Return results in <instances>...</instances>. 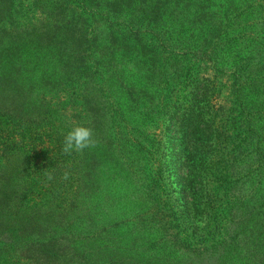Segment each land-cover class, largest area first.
<instances>
[{
    "label": "trees",
    "instance_id": "obj_1",
    "mask_svg": "<svg viewBox=\"0 0 264 264\" xmlns=\"http://www.w3.org/2000/svg\"><path fill=\"white\" fill-rule=\"evenodd\" d=\"M39 1H43L40 7L54 21L50 37L25 32L20 43L11 46L8 32L6 39L5 34L0 36V180L5 179V190L1 193L5 212L1 223L6 228L0 238V256L4 255V262H8L6 244L10 243L16 251L23 244L20 234L15 232L16 225H22V233L43 217L48 220L43 238L26 239L24 243L36 242L49 252V257L53 255L51 247L61 241L65 243L61 245V253L70 250L73 264H167L163 260L148 263L137 258L139 254L131 256L127 252L131 248L142 249L144 242L132 229L139 218L145 220L143 213L150 211V202H155L147 183L151 174L147 156L138 141L145 142L139 131L147 112H153L162 99L165 73L157 61L159 54H163L185 56L194 62L203 60L216 73L233 79L235 88L231 94L237 101L230 111L238 116L237 121L228 118L229 115L224 117L221 106L215 109L211 100L215 90L209 79L190 82L181 96L188 98V105L176 107L174 119L178 124L180 112L186 109L190 120H194L192 125L206 121L205 142L213 140L215 134L229 139V131L234 130L229 126L233 128L234 122L249 125L250 136L245 139L248 138L251 159L237 163L230 155L225 169L227 177H220L217 182L204 181L203 186L210 193L197 202L195 199L199 197L192 196V201L199 214L210 219L204 224L209 235L206 240L218 230L221 222L218 214L227 221L232 211L231 219L236 209L244 211L246 218L243 217L239 231L251 233L256 252L253 259L242 264H264V94L258 95L260 88H255L250 90L251 101L240 97L242 91H249L257 77L252 75L251 64L257 49L251 44L235 48L239 40L232 34L233 14L245 0H35V3ZM87 88L92 96L98 97L97 106L106 112L103 115L106 141L95 140L94 146L87 150L85 162H76L62 151L65 135L58 131L60 121L55 114L59 106L66 104L63 100L46 103L43 94L52 97L61 94L79 102L84 115L78 118L77 126L92 119V110L83 97ZM65 108L61 109V117H67ZM201 114L203 120L198 116ZM188 128L193 129L190 125ZM234 169L237 180L229 174ZM183 181V193L190 192L189 182ZM241 183L247 184L245 192ZM135 186L146 189L147 198L143 202H139L138 196H129ZM232 188L237 190L242 203L230 199ZM125 205L130 210L121 212L119 207ZM43 209L49 211L39 216ZM157 215L170 217L167 209L162 210L163 216ZM57 218H63L62 223L53 224ZM120 228H125L131 238L118 235ZM220 248L219 243L211 250L213 261L208 264H221L217 257ZM18 262L36 264L23 256L12 264Z\"/></svg>",
    "mask_w": 264,
    "mask_h": 264
},
{
    "label": "rangeland",
    "instance_id": "obj_2",
    "mask_svg": "<svg viewBox=\"0 0 264 264\" xmlns=\"http://www.w3.org/2000/svg\"><path fill=\"white\" fill-rule=\"evenodd\" d=\"M42 2L39 1L37 5L35 0H0V36L8 32L12 37L9 45L13 46L20 43V36L25 32L28 34L40 33L42 37H50L54 33V21L44 11L43 7H40ZM233 15L232 34L236 35L239 40L235 48H244L251 44L257 49L252 54L253 60L251 61V64L254 65L252 75L257 74V77H254L249 91H242L240 96L250 100V90L260 88L261 92H257L258 95H261L262 92L264 94V0H245L240 3ZM6 38L7 34L4 35L3 39ZM254 38L255 40H253ZM159 55L157 66L159 69L162 68L165 73L163 95L156 109L153 112H147L146 120L139 131V134L142 133L140 137L145 142L138 141L143 146L147 156V165L151 173L147 177V183L151 185L149 194L154 196L155 202H150L148 205L150 211L143 213L142 219L145 218V220L142 221L139 218L132 229L141 236L144 242L142 249L138 248L136 251L131 248L127 249V252L131 256L139 254L137 258L148 263L152 260L155 262L163 260L167 261V264H208L209 261H213L209 253L220 243L221 248L217 250V255H219L217 257L221 264L227 262L242 264L244 261H250L256 252L253 247L254 238L248 231H239L240 223L244 222L243 217L246 218L244 211L236 209L235 216L231 219L230 217L234 214L232 211L227 221L221 214H218L221 220L218 230L215 233L212 232V238L206 240L205 238H209V235L207 234V226L204 224L208 223L210 219L201 216L199 208L194 205L195 201H192V196L199 197L195 199L197 202L210 193L203 186L204 181L210 179L212 182H217L220 177H227L225 169H227L226 162L230 155L234 157V161L237 163L244 164L251 159L249 157L252 155L249 156L247 151V141L250 136L249 125L242 121H239V125L234 122L233 128L229 126V128L234 129L229 131L231 132L229 139L223 135L220 137L215 134L212 137L213 140L205 142L203 138L207 132L206 121H201L202 124L192 125L194 120H190V114L186 109L180 112L178 124H175L174 119L176 107L188 105V98L181 96L182 92L184 93L185 90L189 89L190 82L209 79L211 80L210 87L215 90L211 98L215 109L221 106L222 115L225 114L224 117L229 115L228 118L231 116L233 121H237L238 116L230 111L237 101H234L237 97L231 94L232 89L235 88L233 79L216 73L210 63L203 60L194 62L188 61L185 56L172 55L166 57L163 54ZM235 62L237 61L235 60ZM43 95L47 97L46 103H58L57 100L65 102L66 108L64 105L59 106L55 114L60 121L58 131L62 133L61 136L66 135L76 126L78 118H82L84 115L79 104H77L79 102L72 98L62 97L61 94L57 97H52L47 93ZM83 97L88 101L92 110L90 113L92 119L87 123L81 122L79 125L90 127L93 130L94 141H106L105 131H107V127L103 117L106 112L101 110L99 105L97 106L99 99L95 95L92 96L90 88H87ZM250 104L247 103L248 106ZM92 106L96 107L92 108ZM62 108H65L67 117L60 116ZM198 116L203 120L202 114ZM69 124L74 125L70 126ZM189 125L193 129H189ZM236 133L240 134L236 135ZM247 136L248 138L245 139ZM196 138H200V140L196 141ZM242 142L243 144H241ZM87 150L88 148H85L83 151L73 152L71 154L72 159L76 162H85ZM229 151H231L230 154ZM14 165H18L16 161H14ZM20 165L21 163H19ZM135 169L139 171L137 167ZM236 173L237 170L235 169L229 173L233 180L238 179L235 176ZM242 174L243 171H241ZM3 177H6V173ZM198 177H200V182H197ZM3 179L0 180V238L6 230L1 223L2 215L5 212V204L1 200V193L5 190V179L4 181ZM183 179L189 182L190 192L183 193L185 183ZM212 182H210V188L213 186ZM235 186H239V184ZM240 186L244 192L247 190V184L241 183ZM129 196L131 198L138 196L139 202H143L147 198L146 189L135 186ZM218 198L219 196L216 197V200ZM230 199L242 203L235 188L231 189ZM119 209L121 212L122 210H130V206H120ZM166 209L169 210L170 214L168 218L162 215V210ZM48 211L41 210L39 216ZM157 214L164 218H159ZM128 215L131 216V213ZM62 220L63 218H57L53 224L62 223ZM18 225H16L15 232L20 234L18 237L23 242V244L20 243L21 249L16 251L10 247V243L6 244L4 248L8 251L6 254L8 262H4L6 259L1 254L0 263L12 264L16 262L18 256L26 257L29 262L34 261L36 264H73L75 262L70 250H66L64 254L61 253V245L65 246L64 242L61 243L60 241L51 247L53 250L51 257L48 256L50 255L49 252L47 253L36 242L31 245L24 243L26 239L38 240L43 238V234L48 230V220H43L42 217L38 224H30L22 233H20L22 225ZM117 234L126 239L131 238L125 228H120ZM199 238L201 240L198 241Z\"/></svg>",
    "mask_w": 264,
    "mask_h": 264
},
{
    "label": "clouds",
    "instance_id": "obj_3",
    "mask_svg": "<svg viewBox=\"0 0 264 264\" xmlns=\"http://www.w3.org/2000/svg\"><path fill=\"white\" fill-rule=\"evenodd\" d=\"M94 143L93 130L90 127L78 125L64 136L62 151L71 155L73 152H80L94 146ZM64 178L67 179V173Z\"/></svg>",
    "mask_w": 264,
    "mask_h": 264
}]
</instances>
